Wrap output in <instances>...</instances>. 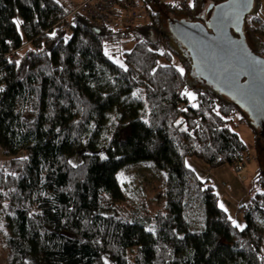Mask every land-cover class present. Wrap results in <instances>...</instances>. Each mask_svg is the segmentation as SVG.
<instances>
[{"label":"trees","instance_id":"16d2710c","mask_svg":"<svg viewBox=\"0 0 264 264\" xmlns=\"http://www.w3.org/2000/svg\"><path fill=\"white\" fill-rule=\"evenodd\" d=\"M144 1L148 20L111 27L79 12L65 19L72 3L63 0H0L4 264H264V169L237 228L185 164H243L237 113L257 143L261 133L196 74L169 27L205 21L199 0ZM262 1L242 32L264 57ZM144 162L165 173V207L153 216L141 199L130 204L118 178Z\"/></svg>","mask_w":264,"mask_h":264},{"label":"water","instance_id":"95a60500","mask_svg":"<svg viewBox=\"0 0 264 264\" xmlns=\"http://www.w3.org/2000/svg\"><path fill=\"white\" fill-rule=\"evenodd\" d=\"M254 0L210 3L205 21L185 19L169 27L187 49L194 71L247 112L264 135V57L247 45L242 32Z\"/></svg>","mask_w":264,"mask_h":264},{"label":"rangeland","instance_id":"374dc122","mask_svg":"<svg viewBox=\"0 0 264 264\" xmlns=\"http://www.w3.org/2000/svg\"><path fill=\"white\" fill-rule=\"evenodd\" d=\"M66 3L76 5L80 0H63ZM210 0H199L201 10L199 16L204 19L208 18V10ZM258 13L264 22V1L260 4ZM17 20V19H16ZM259 25L258 23H254ZM137 33V32H136ZM248 119L250 120L249 116ZM252 121V120H250ZM230 124L235 131L240 135L246 145V153L244 163L240 171H236L234 167L227 162L220 163L216 166H208L201 158L194 156L185 157L187 167L194 170L198 178L211 183L217 195L219 206L222 207L228 214L229 218L237 228L244 226L242 208L248 203L249 198L256 190H259L256 184V174L260 169H264V137L258 136L252 127L246 123L244 119L239 120L237 113ZM80 155L76 154L70 158V162L75 164L78 162ZM5 159L0 152V161ZM165 173L149 162L133 163L132 165L124 166L118 171L119 182L122 185L124 194L129 198L131 205H136L141 199L146 208L148 215L153 216L157 210H163L164 192L163 178ZM105 212V211H103ZM0 222V238L3 235ZM129 254L133 253L130 250ZM132 256V255H129ZM6 251L0 244V264H4ZM26 264H34L28 261Z\"/></svg>","mask_w":264,"mask_h":264},{"label":"built area","instance_id":"2783aa9c","mask_svg":"<svg viewBox=\"0 0 264 264\" xmlns=\"http://www.w3.org/2000/svg\"><path fill=\"white\" fill-rule=\"evenodd\" d=\"M179 4H187L189 0H177ZM150 2H169V0H150ZM74 12L84 13L87 17L96 19L103 25L116 27V25L127 26L142 18L149 19L152 9L144 0H80L76 5H72L71 12L65 16L70 17ZM64 28H69V23L63 24ZM14 50H9L6 54L11 60L14 58ZM241 163H233L236 171L241 170Z\"/></svg>","mask_w":264,"mask_h":264},{"label":"snow or ice","instance_id":"6c2138e0","mask_svg":"<svg viewBox=\"0 0 264 264\" xmlns=\"http://www.w3.org/2000/svg\"><path fill=\"white\" fill-rule=\"evenodd\" d=\"M179 71L181 72V74H183V69H180ZM221 207H222V205H221Z\"/></svg>","mask_w":264,"mask_h":264}]
</instances>
